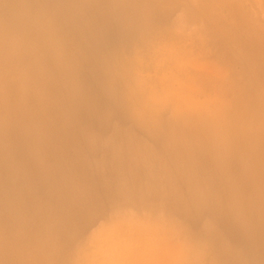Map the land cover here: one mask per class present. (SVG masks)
<instances>
[{
	"label": "rangeland",
	"instance_id": "374dc122",
	"mask_svg": "<svg viewBox=\"0 0 264 264\" xmlns=\"http://www.w3.org/2000/svg\"><path fill=\"white\" fill-rule=\"evenodd\" d=\"M225 2L0 0V264H264V0Z\"/></svg>",
	"mask_w": 264,
	"mask_h": 264
},
{
	"label": "bare ground",
	"instance_id": "6f19581e",
	"mask_svg": "<svg viewBox=\"0 0 264 264\" xmlns=\"http://www.w3.org/2000/svg\"><path fill=\"white\" fill-rule=\"evenodd\" d=\"M235 1H236V0H235ZM226 2L231 6L230 8H232V9L234 10V11H232L233 15L236 16V17L238 18V20H239V19L241 20V19H242V16H241V14L239 13L240 11H239L237 8H236L237 10H235V9L233 8V7H235V4H234V6L232 5V3H234L233 0H230V1H229V0H226ZM226 2H225V3H226ZM227 3H226V4H227ZM237 3H238V2H237ZM239 4H240V3H238V7H239ZM229 5H227V7H228ZM239 9H240V8H239ZM241 11H242V10H241ZM242 13H243V12H242ZM240 20H239V21H240ZM11 25H12V24H11ZM2 33H3V32H2ZM256 33H258V31H257ZM256 33L250 31V32H248V33L245 32V33H243V34H245V37H246V38H249V39H256V38H258V36L256 35ZM259 33H260V31H259ZM261 33H262V32H261ZM245 40H246V39H245ZM245 42H246V41H245ZM259 45H260V44H259ZM261 48H262V47H261ZM251 50H252V49H251ZM239 103H240V102H239ZM235 104H236V103H235ZM247 104H248V103H247ZM247 104H246V105H247ZM236 107H238V105H237ZM236 107H235V108H236ZM206 114H207V113H206ZM205 116H206V115H205ZM190 120H191V119H190ZM201 120H202V119H201ZM201 120H200V121H201ZM202 121H203V120H202ZM202 121H201V122H202ZM191 123H192V122H191ZM192 124H195V123H192ZM186 125L189 126L188 124H186ZM192 126H193V125H192ZM186 128H187V127H186ZM182 129H183V127L179 128L180 131H182ZM259 230H260V228H259Z\"/></svg>",
	"mask_w": 264,
	"mask_h": 264
}]
</instances>
